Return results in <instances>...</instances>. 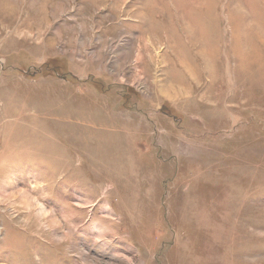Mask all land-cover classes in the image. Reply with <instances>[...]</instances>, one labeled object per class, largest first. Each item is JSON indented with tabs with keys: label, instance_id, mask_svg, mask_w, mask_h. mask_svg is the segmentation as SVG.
<instances>
[{
	"label": "rangeland",
	"instance_id": "1",
	"mask_svg": "<svg viewBox=\"0 0 264 264\" xmlns=\"http://www.w3.org/2000/svg\"><path fill=\"white\" fill-rule=\"evenodd\" d=\"M251 46L264 0H0V264H264Z\"/></svg>",
	"mask_w": 264,
	"mask_h": 264
},
{
	"label": "bare ground",
	"instance_id": "2",
	"mask_svg": "<svg viewBox=\"0 0 264 264\" xmlns=\"http://www.w3.org/2000/svg\"><path fill=\"white\" fill-rule=\"evenodd\" d=\"M251 51H254L253 53H254V55L252 56V55H242V57H239V60H240V62H242V63H244V62H247V61H249L250 63H251V61H259V60H261L262 59V56L264 55L262 52L263 51H260L259 49H256L255 50V48H254V46L252 47L251 46ZM254 49V50H253ZM248 51H250V50H248ZM252 54V53H251ZM256 63V62H255ZM252 64V63H251ZM240 66V65H239ZM263 67H264V65H263ZM241 68V67H240ZM239 68V69H240ZM179 96V91H177V90H175L174 89V97L176 98V97H178Z\"/></svg>",
	"mask_w": 264,
	"mask_h": 264
}]
</instances>
